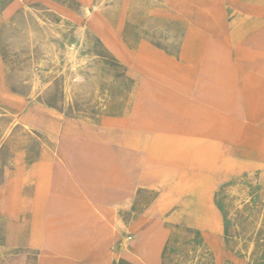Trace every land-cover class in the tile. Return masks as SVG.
<instances>
[{
    "label": "rangeland",
    "instance_id": "rangeland-1",
    "mask_svg": "<svg viewBox=\"0 0 264 264\" xmlns=\"http://www.w3.org/2000/svg\"><path fill=\"white\" fill-rule=\"evenodd\" d=\"M258 97L264 0H0V264H264Z\"/></svg>",
    "mask_w": 264,
    "mask_h": 264
},
{
    "label": "bare ground",
    "instance_id": "bare-ground-1",
    "mask_svg": "<svg viewBox=\"0 0 264 264\" xmlns=\"http://www.w3.org/2000/svg\"><path fill=\"white\" fill-rule=\"evenodd\" d=\"M246 99H247V97H246ZM247 101H248V99H247ZM249 105L251 106V108L255 112V114H257V115L261 111H264V110H262V109H264V100H260V97H258V99L257 98L256 99H254V98L251 99L250 98L249 99ZM173 148L174 147H171L170 150H173ZM44 187L45 186L42 185V183L39 184V188L41 190H43V192H44ZM19 197H20L19 192L18 191H14L13 192V198H15L19 202ZM44 200H45L44 195H41L40 197L36 198L33 201L32 207H31V212H32L31 219H33L32 231H33V235L37 236V238L39 240H41V238L44 236L45 233L49 237H52V236L55 235V232H53V229H52V227L54 226L52 224V222L48 221V220L47 221H42V219H44L43 218ZM9 211H10V213H14L16 210L15 211L9 210ZM107 215L109 217H112L113 212L110 211V212L107 213ZM82 249H83V246L81 244H76L73 247L67 248L66 250H64V252L62 254V262H66L70 258L77 257L80 254V252L82 251Z\"/></svg>",
    "mask_w": 264,
    "mask_h": 264
},
{
    "label": "crops",
    "instance_id": "crops-1",
    "mask_svg": "<svg viewBox=\"0 0 264 264\" xmlns=\"http://www.w3.org/2000/svg\"><path fill=\"white\" fill-rule=\"evenodd\" d=\"M47 189H48V187H44V197H46V192H47ZM39 190V189H38ZM41 191H43V190H41ZM18 192L20 193L21 191L20 190H18ZM20 195V194H19ZM35 196V198H38L39 196L38 195H34ZM35 198H34V200H35Z\"/></svg>",
    "mask_w": 264,
    "mask_h": 264
}]
</instances>
